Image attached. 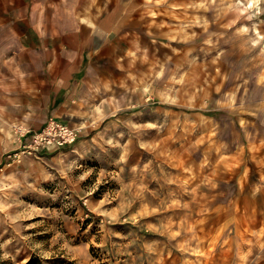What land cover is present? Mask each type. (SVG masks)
Returning <instances> with one entry per match:
<instances>
[{
    "label": "rangeland",
    "instance_id": "rangeland-1",
    "mask_svg": "<svg viewBox=\"0 0 264 264\" xmlns=\"http://www.w3.org/2000/svg\"><path fill=\"white\" fill-rule=\"evenodd\" d=\"M31 1L0 0V264H264V0H91L129 50L62 146L22 103Z\"/></svg>",
    "mask_w": 264,
    "mask_h": 264
},
{
    "label": "crops",
    "instance_id": "crops-1",
    "mask_svg": "<svg viewBox=\"0 0 264 264\" xmlns=\"http://www.w3.org/2000/svg\"><path fill=\"white\" fill-rule=\"evenodd\" d=\"M31 4L26 16L13 24L20 68L28 75L27 88L31 91L22 103L28 116L42 113L41 124H27L28 130L38 133L50 120L78 130L75 126L85 124L83 114L92 100L98 98L99 91H107L103 86L106 62L118 60L129 50L117 25L120 22L115 14L108 17L111 12L98 20L87 15L91 0H32ZM44 7L50 12L44 13ZM30 8L36 14L41 8L35 22L28 15ZM156 39L161 45L171 43Z\"/></svg>",
    "mask_w": 264,
    "mask_h": 264
},
{
    "label": "built area",
    "instance_id": "built-area-1",
    "mask_svg": "<svg viewBox=\"0 0 264 264\" xmlns=\"http://www.w3.org/2000/svg\"><path fill=\"white\" fill-rule=\"evenodd\" d=\"M50 125L41 134L35 136L34 139L37 145L48 146L55 143L62 146L76 141L78 134L75 129H70L63 124L55 123V121L51 122Z\"/></svg>",
    "mask_w": 264,
    "mask_h": 264
}]
</instances>
